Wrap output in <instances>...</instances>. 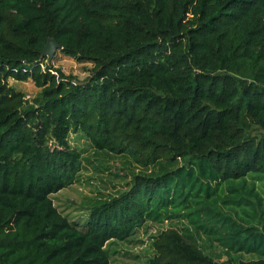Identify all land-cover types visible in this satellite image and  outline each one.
I'll return each mask as SVG.
<instances>
[{"label": "trees", "instance_id": "1", "mask_svg": "<svg viewBox=\"0 0 264 264\" xmlns=\"http://www.w3.org/2000/svg\"><path fill=\"white\" fill-rule=\"evenodd\" d=\"M116 159L121 189L54 206ZM262 177L264 0H0V264H110L166 222L146 264H264Z\"/></svg>", "mask_w": 264, "mask_h": 264}, {"label": "rangeland", "instance_id": "2", "mask_svg": "<svg viewBox=\"0 0 264 264\" xmlns=\"http://www.w3.org/2000/svg\"><path fill=\"white\" fill-rule=\"evenodd\" d=\"M55 70H60L65 75H72L78 80H83L87 77L88 64H78L71 57L65 56L60 50L56 51L51 63ZM8 85L16 91L22 93L25 99L29 100L39 93L32 80L16 81L8 79ZM75 144V142H74ZM111 166L109 172H96L91 167H88L87 172H83L85 177H90L88 184H75L70 188L61 190L51 196L54 206L65 215L69 214L70 218L76 220L79 216V207L87 200L98 197V194L107 195L115 190L121 189L129 178H126L127 170L121 165V160L116 159L108 163ZM118 175L119 177H113ZM257 176L250 174L247 180L251 181L252 177ZM257 189L264 195V177L257 182ZM168 222L162 225L147 224L138 230V233L133 236L130 243L118 242L112 245L111 249L115 251L110 260V264H146L152 256L153 250L151 247L152 237L158 234V231L168 229Z\"/></svg>", "mask_w": 264, "mask_h": 264}, {"label": "water", "instance_id": "3", "mask_svg": "<svg viewBox=\"0 0 264 264\" xmlns=\"http://www.w3.org/2000/svg\"><path fill=\"white\" fill-rule=\"evenodd\" d=\"M61 49V45H59L53 38H48L40 52V56L42 58L45 57L46 63L50 64L55 52Z\"/></svg>", "mask_w": 264, "mask_h": 264}]
</instances>
